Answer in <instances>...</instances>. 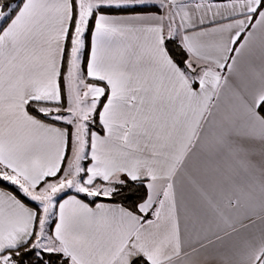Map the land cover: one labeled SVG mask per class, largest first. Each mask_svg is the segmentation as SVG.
Segmentation results:
<instances>
[{"label": "snow or ice", "instance_id": "snow-or-ice-1", "mask_svg": "<svg viewBox=\"0 0 264 264\" xmlns=\"http://www.w3.org/2000/svg\"><path fill=\"white\" fill-rule=\"evenodd\" d=\"M0 264H264V0H0Z\"/></svg>", "mask_w": 264, "mask_h": 264}]
</instances>
